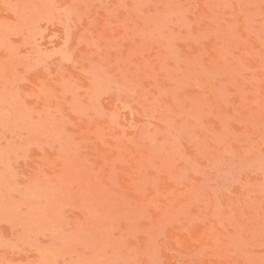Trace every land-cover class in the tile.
<instances>
[{
	"label": "rangeland",
	"instance_id": "obj_1",
	"mask_svg": "<svg viewBox=\"0 0 264 264\" xmlns=\"http://www.w3.org/2000/svg\"><path fill=\"white\" fill-rule=\"evenodd\" d=\"M0 264H264V0H0Z\"/></svg>",
	"mask_w": 264,
	"mask_h": 264
}]
</instances>
